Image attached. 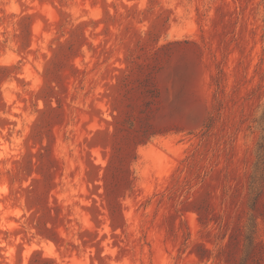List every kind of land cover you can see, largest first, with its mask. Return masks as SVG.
<instances>
[{
  "label": "rangeland",
  "instance_id": "obj_1",
  "mask_svg": "<svg viewBox=\"0 0 264 264\" xmlns=\"http://www.w3.org/2000/svg\"><path fill=\"white\" fill-rule=\"evenodd\" d=\"M0 264H264V0H0Z\"/></svg>",
  "mask_w": 264,
  "mask_h": 264
},
{
  "label": "trees",
  "instance_id": "obj_2",
  "mask_svg": "<svg viewBox=\"0 0 264 264\" xmlns=\"http://www.w3.org/2000/svg\"><path fill=\"white\" fill-rule=\"evenodd\" d=\"M214 118H212V121H213Z\"/></svg>",
  "mask_w": 264,
  "mask_h": 264
}]
</instances>
